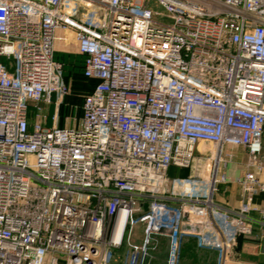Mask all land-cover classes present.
<instances>
[{"label":"built area","instance_id":"2783aa9c","mask_svg":"<svg viewBox=\"0 0 264 264\" xmlns=\"http://www.w3.org/2000/svg\"><path fill=\"white\" fill-rule=\"evenodd\" d=\"M155 1L170 23L149 0H0V264H145L163 237L166 264L184 237L228 264L252 234L249 214L264 213L253 202L264 192V0ZM65 29L97 83L71 125L30 121L32 103L58 107L67 93L54 58ZM199 141L215 146L210 178L168 187V168L189 167ZM225 145L253 168L234 178L245 191L234 210L214 199Z\"/></svg>","mask_w":264,"mask_h":264},{"label":"crops","instance_id":"0c3cea01","mask_svg":"<svg viewBox=\"0 0 264 264\" xmlns=\"http://www.w3.org/2000/svg\"><path fill=\"white\" fill-rule=\"evenodd\" d=\"M57 36L60 37L55 41V51L54 58L58 62L61 61L56 57V50H63L66 46V42L73 41L75 45L76 52L82 58V65L84 64L83 59L84 56L80 54L77 50V43L75 39V34L72 29L58 30L56 32ZM65 101V100H64ZM62 101V102H64ZM42 103V102H40ZM39 104V103H38ZM52 107L53 111L49 115L47 122L43 120L45 125L53 124V116L57 115L58 107H56L53 103H44ZM35 104H31V108L34 107ZM34 111L30 109L29 112V120L33 121L36 118V114L34 115ZM82 115V109H80V116L76 120L78 121ZM75 120H68L63 122H58L57 116V124L59 126H69L72 123L76 122ZM206 141H199L193 156V164L189 169L181 168L175 165H171L167 171V186L172 187V181L174 179H178L181 177L191 176L202 180H208L211 175V169L213 164V155L214 150H211ZM211 150V151H210ZM224 151L227 153L233 154L232 159H230L226 165L222 163L218 166L219 174L225 172L227 174V179L225 181H221L217 183L216 192L214 194V199L218 204L223 206L226 209L234 210L238 207L240 202L245 197V191L240 182L236 181L235 177H243L247 170H251L253 168L247 167V152L246 149L242 146H234V145H225ZM262 153H264V129L262 134ZM204 160H210L208 163H205ZM188 173V175H187ZM257 176L261 182H264V168L257 173ZM173 186L176 187L174 184ZM173 201V200H170ZM253 202L260 206L264 207V192H259L253 197ZM251 223L253 227L252 234L248 237L240 236L236 244L233 248V254L231 255V260L228 264H239V262L244 261L248 262L244 259H247V254L250 250L253 251V254L250 255L253 261L257 264H264V235L261 233V226L264 222V213H259L258 211H252L250 214ZM189 242L185 245V251L189 254H202L206 257L202 259V264H216V251L209 248H199L196 245L195 239L193 237H188ZM183 242V240H182ZM208 256V257H207ZM250 263V262H249ZM252 264V263H251Z\"/></svg>","mask_w":264,"mask_h":264},{"label":"rangeland","instance_id":"374dc122","mask_svg":"<svg viewBox=\"0 0 264 264\" xmlns=\"http://www.w3.org/2000/svg\"><path fill=\"white\" fill-rule=\"evenodd\" d=\"M148 6L153 11V17L156 21L161 23H170L171 18L166 13L164 8L159 5L155 0H149ZM56 57L61 61L63 66L62 70V79L67 88V93L65 94V101L58 108V122L68 121V120H77L80 116V102L85 91L91 86L90 81L82 79L80 76L81 67H82V58L76 52L75 45L73 41L66 42V46L63 50H56ZM35 114H38L45 122L49 118V115L53 111L52 107L44 103H39L37 106L30 107ZM36 116V115H35ZM208 144L211 150H214V144L211 142H205ZM210 150V151H211ZM210 160H204L205 163H208ZM193 164V160L189 167H184L189 169ZM182 168V167H181ZM188 175V173H187ZM191 177V176H190ZM217 186V185H216ZM216 192V190H215ZM138 228V227H137ZM138 231V229H137ZM189 242L188 237L183 238V242L179 251L178 264H202V259H206L202 254H189L185 251V245ZM253 251L247 254V259H244L252 264H257L252 260ZM208 257V256H207ZM167 258V238L163 237L160 240L159 245L150 252L147 257L145 264H166Z\"/></svg>","mask_w":264,"mask_h":264},{"label":"trees","instance_id":"16d2710c","mask_svg":"<svg viewBox=\"0 0 264 264\" xmlns=\"http://www.w3.org/2000/svg\"><path fill=\"white\" fill-rule=\"evenodd\" d=\"M83 62H84V59H83ZM62 65V64H61ZM62 70H63V66H62ZM80 76L82 77V79H84V80H88V81H90V83H91V86L85 91V93H84V95H83V97H82V100H81V102H80V105H79V107H80V109H81V106H82V102H83V99H84V97L93 89V87L95 86V84L97 83V79H95V78H91V77H86L84 74H83V65H82V67H81V72H80ZM65 97L66 96H64V98H63V101L65 100ZM63 103V102H62Z\"/></svg>","mask_w":264,"mask_h":264}]
</instances>
